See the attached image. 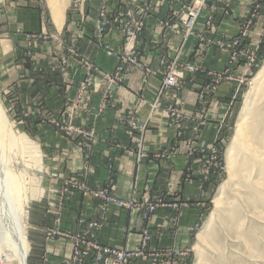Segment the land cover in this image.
Segmentation results:
<instances>
[{"label": "rangeland", "instance_id": "374dc122", "mask_svg": "<svg viewBox=\"0 0 264 264\" xmlns=\"http://www.w3.org/2000/svg\"><path fill=\"white\" fill-rule=\"evenodd\" d=\"M37 1L25 7H37L40 26L14 36L8 32L21 42L16 60L13 56L0 66L6 125L36 145L13 144L5 152L24 174L31 198L23 219L27 264H53L50 248L59 240L70 246L60 264H101V253L102 264H119L116 258H123L120 264H264V77L256 79L264 68V0H251L241 14L232 0H63L60 31L48 1ZM22 16L27 25L35 24L27 13ZM228 16L235 22L233 32L221 27L231 21ZM152 26L161 30L159 39L145 43ZM5 32L0 28L2 36ZM131 72L140 78L133 88L137 106L119 115L117 124L132 140L101 139L97 124L112 106L115 88ZM186 91L196 96L192 112L183 108ZM53 95L58 102L51 101ZM161 108L172 133L147 153L143 135ZM205 131L212 133L208 141L201 137ZM99 142L117 153H134L137 165L158 163L165 178L184 144L187 158L174 195L184 183L197 180L196 196L183 200H192L199 214L180 237L183 245L158 247L166 225L153 233L151 220L159 208L171 209L167 227L175 237L187 203L164 201L158 188L137 195L136 184L135 196H116L117 154L107 155V174L100 181L93 156ZM79 195L89 198L93 212L79 215L68 230L62 210ZM110 205L138 211L140 241L134 248L99 237Z\"/></svg>", "mask_w": 264, "mask_h": 264}, {"label": "crops", "instance_id": "0c3cea01", "mask_svg": "<svg viewBox=\"0 0 264 264\" xmlns=\"http://www.w3.org/2000/svg\"><path fill=\"white\" fill-rule=\"evenodd\" d=\"M31 1V0H30ZM233 7L236 14H241L245 10V6L251 2V0H232ZM33 2V0H32ZM29 0H7L4 1L2 7H0V28H4L6 32L2 36L0 34V66L3 63H7L10 61L11 57L14 56L13 60H16V48L18 43L21 40H16L13 38L15 32L17 33L18 30H22L23 28H37L40 25L37 24L39 22L38 17V10L31 9L27 6ZM38 3L37 0H35ZM95 2V1H94ZM49 6V4H48ZM50 10V7H49ZM37 13V17L33 16L30 12ZM27 13L29 15V23L30 21L34 20L35 24H28L27 19L23 18L22 14ZM51 13V11H50ZM64 15V14H63ZM229 17V16H228ZM52 21L54 22L57 29L60 31L63 28L64 24V17H62V24L60 28L57 26L56 22L54 21L52 14H51ZM231 21L224 20L222 23V29L226 30L227 32L234 31V20L229 17ZM70 25L68 24V27ZM151 27L150 37L145 38V43L148 39L158 40V36L161 33V30L158 28ZM64 29V28H63ZM65 29H68L65 27ZM8 32H12L11 37L7 35ZM114 33V31H113ZM113 36L112 44L116 45L119 44V36L115 32ZM117 36L118 39H115ZM156 41H153L155 44ZM16 62V61H15ZM140 82L139 74L137 72H131L128 74V77L125 78L124 83L121 86L115 88L113 93V102L112 106L108 109L105 114V119L102 118L99 120L97 124V131L98 136L104 140H113V141H121V142H130V137L125 133L123 128L117 124V118L119 115L126 113L128 110L133 109L137 106V99L135 98L133 88L138 86ZM58 96L53 95L51 101L58 102ZM196 96L190 92L186 91L184 94V104L183 108L187 112H192L194 109V102ZM167 112L165 109L161 108L155 111L154 117L150 122L149 128L145 131L143 135V149L147 153L154 151L156 148L162 146L166 140L171 135V128L168 126V116H166ZM147 116V111L145 110L143 114V118ZM210 127V126H208ZM206 129H211V128ZM205 129V130H206ZM204 135L201 136L204 141H208L211 137L212 133L210 132H203ZM132 140V139H131ZM179 150L173 156V166L172 170L173 173L170 177L167 175H163V170L160 168L158 163L152 161H143L140 162L138 165L135 162L134 153L130 151H124L123 153H117L118 150L114 149L109 150L107 144H101L99 142V148L93 154L94 158L98 163L94 166L98 170L96 172L100 175L99 180L102 181L106 177L107 174V165H106V158L107 155L117 154L115 167L117 169V180L115 185L114 193L116 196L122 199H130L136 193L142 194L144 190L149 189L150 191L157 189V191H164L162 192L165 196L166 202H171L173 200L176 201L180 198L181 201L187 203L188 208H183L182 213L180 215V226L177 230L176 236H172L171 234L174 232L173 229L168 230L167 226H170L169 223V215L172 211L169 208L161 207L159 208L152 217L151 225L152 230L154 228L162 227L166 225V230L164 232L161 229L160 241L156 244L158 247H179L185 243V241H181V238L186 231L190 228L192 221H194L198 216V209L193 207L192 200L185 198H194L197 194V180H190L183 184V191L180 189L181 193L175 196L174 192L176 190L175 185L179 182L180 179V172L183 169L187 155L185 153L186 149L183 143H180ZM183 145V146H182ZM111 151V152H110ZM79 156V155H76ZM78 159V158H77ZM104 160V161H103ZM133 184H136V192L133 193ZM149 185L151 187L145 186ZM155 187V188H154ZM153 188V189H151ZM153 192V191H151ZM161 193V192H160ZM135 196V195H134ZM89 198L86 196H75L72 198L71 204L65 206L62 210V217H63V227L67 228L68 230L74 229L76 226V220L79 218V215H90L93 212V208L91 204L88 203ZM198 207V206H197ZM107 215L105 218V223L98 229L99 237L105 243L112 244L119 247L125 248H134L140 241V234L139 229L141 227V223L139 222L137 216V210H129L120 207H116L114 205H110L107 208ZM198 213V214H197ZM48 217L52 220V216L47 214ZM157 230V231H158ZM154 233V230H153ZM180 238V239H179ZM28 241V240H27ZM70 246L68 245L67 241H56L51 244L50 250H52L51 260L53 264H60V256L68 250ZM134 264H149L148 261H137Z\"/></svg>", "mask_w": 264, "mask_h": 264}, {"label": "bare ground", "instance_id": "6f19581e", "mask_svg": "<svg viewBox=\"0 0 264 264\" xmlns=\"http://www.w3.org/2000/svg\"><path fill=\"white\" fill-rule=\"evenodd\" d=\"M52 17L60 28L65 3L63 0H47ZM264 77V68L259 72L256 79ZM243 119V118H242ZM3 109L0 105V261L16 264H27L29 243L24 229V215L28 207L30 193L28 194L25 184V176L20 169L15 168L7 159L13 144L36 148L26 137L21 138L8 129ZM14 148V147H13ZM36 151V150H35ZM233 147L228 151V165L233 163ZM212 217L207 222L210 227Z\"/></svg>", "mask_w": 264, "mask_h": 264}, {"label": "built area", "instance_id": "2783aa9c", "mask_svg": "<svg viewBox=\"0 0 264 264\" xmlns=\"http://www.w3.org/2000/svg\"><path fill=\"white\" fill-rule=\"evenodd\" d=\"M73 253H78V250H74ZM73 253H72V255H73ZM111 254H114V253L111 252ZM114 256H115V254H114ZM129 256H131V255H129ZM129 256H125V261H127L128 263H129ZM71 257H72V256H71ZM115 257H116V256H115ZM99 259H100V263L102 264V260H104V259H103V256H102V253H101V256H100ZM115 260H116V262L119 263V264L123 262V258H121L120 260H118V259L116 258ZM83 262H84V260H83ZM123 263H124V262H123ZM125 264H127V263H125Z\"/></svg>", "mask_w": 264, "mask_h": 264}]
</instances>
